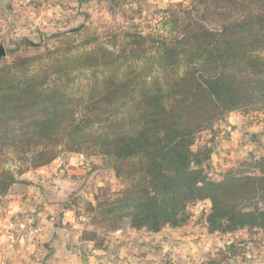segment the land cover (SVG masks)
<instances>
[{
	"label": "trees",
	"instance_id": "obj_1",
	"mask_svg": "<svg viewBox=\"0 0 264 264\" xmlns=\"http://www.w3.org/2000/svg\"><path fill=\"white\" fill-rule=\"evenodd\" d=\"M191 4L163 10L168 38L67 43L81 26L59 34L61 47L0 65V194L60 154L100 157L121 188L88 202L97 225L156 233L208 200L209 233L264 232V158L258 175L214 182L190 150L230 114H264V0Z\"/></svg>",
	"mask_w": 264,
	"mask_h": 264
},
{
	"label": "rangeland",
	"instance_id": "obj_2",
	"mask_svg": "<svg viewBox=\"0 0 264 264\" xmlns=\"http://www.w3.org/2000/svg\"><path fill=\"white\" fill-rule=\"evenodd\" d=\"M195 1L0 0V45L5 51L0 65L10 63L17 56L44 53L61 47L64 41L59 34L81 26L85 27L83 32L68 36L67 43L98 38L100 42L111 45L117 40L112 39L114 36L120 38L128 31L151 38H168L163 10L175 3L187 7L190 3L194 5ZM27 42L39 47L36 50L26 47ZM239 132H242V139H238ZM248 133L257 136V139L251 140ZM233 135L237 139L232 138ZM225 142L229 145L233 143L230 149L236 151L235 155L222 165L217 160L210 161V150L221 149ZM190 150L193 161L200 162L192 169L202 168L211 181H222L234 170H239L241 174L258 175L260 169L251 167L258 159L264 158V114H230L215 124L212 131L198 134ZM4 162H0V168ZM4 166L12 172L16 170L13 166ZM50 168L56 174L55 181L59 182L63 177L60 181H66L70 187L62 189L57 185V193L61 197H57L59 206L56 212L48 215L49 227H61L65 234L62 235L63 239L67 233V236H73L71 243L84 246L86 250L83 252L88 260L85 264H264L263 231L242 229L228 234L207 231L205 219L210 212L208 200L188 206V220L178 227L164 226L156 233L129 227L111 231L104 225L95 224V212L88 206V202H93L94 195L101 196L106 191L121 188L114 180L107 160L63 153L51 164L28 172ZM60 174L63 176L58 177ZM20 176H15L16 182ZM31 180L37 182L40 177L35 176ZM45 184L52 186L47 181ZM42 190L48 203L52 199V190ZM8 195L9 190L5 195L0 194V203L9 200ZM258 207L262 208L261 205ZM64 212L69 213V221L62 225L58 220ZM33 223L26 231L25 241L18 243V250L23 245L25 251L16 256L14 244L10 249L2 250L0 247V264H57L60 258L57 253L56 258L49 255L51 248L42 253L47 241L43 238V228H37V224Z\"/></svg>",
	"mask_w": 264,
	"mask_h": 264
},
{
	"label": "crops",
	"instance_id": "obj_3",
	"mask_svg": "<svg viewBox=\"0 0 264 264\" xmlns=\"http://www.w3.org/2000/svg\"><path fill=\"white\" fill-rule=\"evenodd\" d=\"M250 134L251 133H248V135ZM241 136L242 132H239L238 139H242L240 138ZM233 137L234 139H237L234 135L232 138ZM254 138L255 139L253 140H256L257 136L254 135ZM227 142L223 143L221 149L215 148L210 150L209 153L212 156L210 161L214 162L217 160V163L222 165L224 162L227 163L229 159L235 155L236 151L232 152L230 149V145L233 143H230L229 145ZM240 149L241 148H239V150ZM54 174V169L51 168L48 170L39 169L31 171L21 175L17 182L10 187L8 195L9 200L5 199L0 203V247L2 250L7 248L10 249L14 244V247L17 248L14 255L17 253L19 254V252H24L25 247L23 245L20 246V249L18 250V243L25 241L26 231H29L30 226L34 222L33 224H37V228H43V238L44 241H47L42 253L47 252V248H51L52 250H48L49 255L52 254L53 257L56 258L57 256L55 254L57 253L60 258L58 259L57 264H85L88 260L83 252L86 250L84 249V246H75L76 244L71 243L74 241L73 236L69 237V235L67 236V233L64 240L62 235L65 234L61 227H49L48 215L50 216L52 213L54 214V212H56L55 209L59 206L57 204V197H61L58 196L57 193L59 191V186H61L62 189L70 187V184L66 181H60L63 177L58 180L59 182L55 181L56 174L53 176ZM35 176L40 177V180L37 182L31 180ZM60 176L63 175L60 174L58 177ZM44 177H46V179H43ZM46 181L52 186L45 184ZM42 188H49L52 190V199L48 200V203L45 200V197H43L44 194H42ZM48 197H50V195ZM68 215V212L62 213V216L59 217L58 220L60 221L59 224L64 225L67 223L66 221H69ZM50 218H52V216ZM4 242L6 243L3 244ZM18 254L16 256H19ZM42 260L43 259H40V261Z\"/></svg>",
	"mask_w": 264,
	"mask_h": 264
},
{
	"label": "water",
	"instance_id": "obj_4",
	"mask_svg": "<svg viewBox=\"0 0 264 264\" xmlns=\"http://www.w3.org/2000/svg\"><path fill=\"white\" fill-rule=\"evenodd\" d=\"M5 56V51H4V48L2 47V45H0V60ZM250 138L251 140L254 139V135L253 134H250Z\"/></svg>",
	"mask_w": 264,
	"mask_h": 264
}]
</instances>
